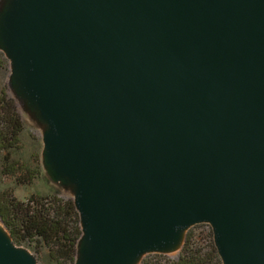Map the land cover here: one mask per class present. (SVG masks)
<instances>
[{"label": "water", "instance_id": "1", "mask_svg": "<svg viewBox=\"0 0 264 264\" xmlns=\"http://www.w3.org/2000/svg\"><path fill=\"white\" fill-rule=\"evenodd\" d=\"M10 87L70 189L75 264H264V0H3ZM0 264H38L0 222Z\"/></svg>", "mask_w": 264, "mask_h": 264}, {"label": "trees", "instance_id": "2", "mask_svg": "<svg viewBox=\"0 0 264 264\" xmlns=\"http://www.w3.org/2000/svg\"><path fill=\"white\" fill-rule=\"evenodd\" d=\"M22 130L14 102L0 90V174L27 185L39 177L38 170L11 160L12 152L19 149ZM0 222L15 245L31 248L39 258L45 254L47 264H75L81 231L72 199L46 194L18 201L11 192L0 191ZM205 225L186 232L176 259L149 254L139 264H221L210 227L193 232Z\"/></svg>", "mask_w": 264, "mask_h": 264}, {"label": "rangeland", "instance_id": "3", "mask_svg": "<svg viewBox=\"0 0 264 264\" xmlns=\"http://www.w3.org/2000/svg\"><path fill=\"white\" fill-rule=\"evenodd\" d=\"M2 4L3 0H0V10L2 8ZM10 76L9 63L0 51V90H4L7 97L14 102L16 111L23 125V130L20 134L19 149L12 152L11 160L17 163H25L31 168L37 169L39 177L31 184L18 185L14 179L0 174V191L11 192L13 197L18 201H26L31 195L46 194H55L63 199H72L70 189L56 182L44 167L41 159V139L44 127L34 119L25 104L15 96L10 87ZM207 227L208 226L206 225L196 227L193 229V232H205L207 231ZM21 247L27 249L36 258L38 264H47L45 254H42L39 258L31 248L26 246ZM165 256L170 259H176L177 253Z\"/></svg>", "mask_w": 264, "mask_h": 264}]
</instances>
